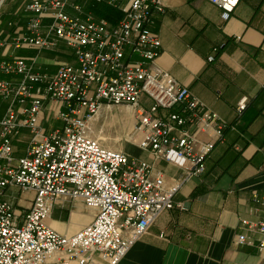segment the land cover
Returning <instances> with one entry per match:
<instances>
[{
	"label": "built area",
	"instance_id": "built-area-1",
	"mask_svg": "<svg viewBox=\"0 0 264 264\" xmlns=\"http://www.w3.org/2000/svg\"><path fill=\"white\" fill-rule=\"evenodd\" d=\"M92 1L118 8L121 16L110 24L75 0H32L24 7L30 16L13 45L67 55L52 72L35 57L0 61L8 75L0 77V97L7 101L0 118V264H118L163 211L181 207L175 192L204 173L206 157L234 128L155 65L161 41L150 28L164 12L161 0ZM207 1L220 8L222 20L239 2ZM51 102L61 126L45 134L39 118ZM245 102L237 101L238 112ZM101 105L130 107L126 137L181 170L171 186L152 163L90 134L89 121ZM22 128L30 137L16 156L12 139ZM8 186L33 191L21 213L2 198ZM253 197L264 210V191ZM59 199L82 201L95 211L92 220L70 235L50 228L45 220ZM242 224L258 233L264 252V221ZM248 240L238 235V243Z\"/></svg>",
	"mask_w": 264,
	"mask_h": 264
},
{
	"label": "crops",
	"instance_id": "crops-1",
	"mask_svg": "<svg viewBox=\"0 0 264 264\" xmlns=\"http://www.w3.org/2000/svg\"><path fill=\"white\" fill-rule=\"evenodd\" d=\"M161 1L164 12L150 28L161 41L155 65L234 128L224 131L223 139L206 157L204 173L191 177L175 192L174 201L181 207L163 211L118 264H264V252L257 248L258 233L242 224L243 220L264 221L262 205L253 197L264 191V0H239L227 20L207 0ZM30 2L0 0V61L35 57L43 69L52 72L67 55L14 47L12 42L25 30L30 13L24 7ZM88 2L75 0L84 11H90ZM209 55L212 60L207 59ZM0 77L8 75L0 72ZM242 97H246L245 107L238 112L236 103ZM55 106L47 104L40 114L45 134L61 126ZM6 107L7 101L0 97V118ZM115 108H103L101 116L107 119ZM124 108L131 126L132 111ZM29 137L26 128L13 137L16 156L23 154ZM126 149L161 170L167 186L180 175L177 166L153 159L137 146L128 143ZM32 197L31 189L15 186H8L2 196L18 213L29 207ZM94 212L82 201L59 199L45 224L70 235L88 224ZM241 233L249 240L238 243Z\"/></svg>",
	"mask_w": 264,
	"mask_h": 264
},
{
	"label": "rangeland",
	"instance_id": "rangeland-1",
	"mask_svg": "<svg viewBox=\"0 0 264 264\" xmlns=\"http://www.w3.org/2000/svg\"><path fill=\"white\" fill-rule=\"evenodd\" d=\"M115 115H120L123 120H121V118L118 120ZM129 116V112L125 111V108L122 106H116V108L112 110L111 116L107 119H105L106 117H102L101 113H99L97 117H93L89 121L90 134L96 137L103 146L128 153L130 151L126 149L128 143L136 148V144L128 141L126 137V133L131 130L132 126L126 121ZM132 143H134V145Z\"/></svg>",
	"mask_w": 264,
	"mask_h": 264
},
{
	"label": "trees",
	"instance_id": "trees-1",
	"mask_svg": "<svg viewBox=\"0 0 264 264\" xmlns=\"http://www.w3.org/2000/svg\"><path fill=\"white\" fill-rule=\"evenodd\" d=\"M86 8L90 9L97 18H104L110 24H114L120 16V10L103 2L89 0Z\"/></svg>",
	"mask_w": 264,
	"mask_h": 264
},
{
	"label": "bare ground",
	"instance_id": "bare-ground-1",
	"mask_svg": "<svg viewBox=\"0 0 264 264\" xmlns=\"http://www.w3.org/2000/svg\"><path fill=\"white\" fill-rule=\"evenodd\" d=\"M110 106H111V105H109V106H108V105H101L100 108H99V110L97 111V113H96L93 117H97L98 114L101 113V111H102L103 108H108V107H110ZM116 106H123V107H126V108L130 109V107L127 106V105H116ZM114 112H115V111H114ZM116 112H117V111H116ZM117 114H118V113H117ZM93 117H92V118H93ZM120 122H121V121H120ZM132 122H133V119H132ZM118 123H119V122H118ZM131 125H132V124H131ZM122 129H123V128H122ZM127 133H128V132H127ZM127 133H126V134H127ZM127 139H129V138H127Z\"/></svg>",
	"mask_w": 264,
	"mask_h": 264
}]
</instances>
